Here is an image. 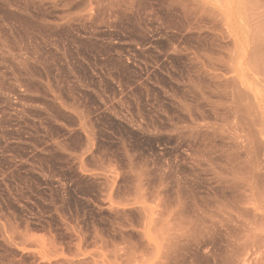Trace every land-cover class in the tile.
Wrapping results in <instances>:
<instances>
[{
  "label": "rangeland",
  "instance_id": "374dc122",
  "mask_svg": "<svg viewBox=\"0 0 264 264\" xmlns=\"http://www.w3.org/2000/svg\"><path fill=\"white\" fill-rule=\"evenodd\" d=\"M0 264H264V0H0Z\"/></svg>",
  "mask_w": 264,
  "mask_h": 264
}]
</instances>
